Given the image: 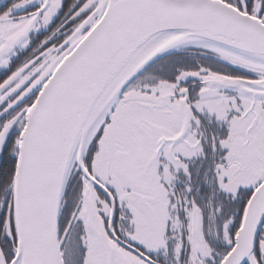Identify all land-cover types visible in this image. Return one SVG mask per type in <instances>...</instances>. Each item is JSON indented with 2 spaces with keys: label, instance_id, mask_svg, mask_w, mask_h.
Returning <instances> with one entry per match:
<instances>
[{
  "label": "snow or ice",
  "instance_id": "1",
  "mask_svg": "<svg viewBox=\"0 0 264 264\" xmlns=\"http://www.w3.org/2000/svg\"><path fill=\"white\" fill-rule=\"evenodd\" d=\"M0 264H264V0H0Z\"/></svg>",
  "mask_w": 264,
  "mask_h": 264
}]
</instances>
